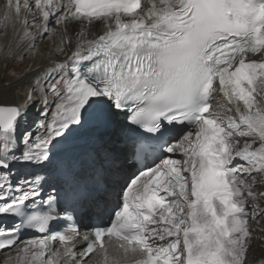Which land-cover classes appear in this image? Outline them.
I'll use <instances>...</instances> for the list:
<instances>
[{
    "label": "snow or ice",
    "instance_id": "snow-or-ice-1",
    "mask_svg": "<svg viewBox=\"0 0 264 264\" xmlns=\"http://www.w3.org/2000/svg\"><path fill=\"white\" fill-rule=\"evenodd\" d=\"M27 56L0 264H264V0H0Z\"/></svg>",
    "mask_w": 264,
    "mask_h": 264
},
{
    "label": "bare ground",
    "instance_id": "bare-ground-1",
    "mask_svg": "<svg viewBox=\"0 0 264 264\" xmlns=\"http://www.w3.org/2000/svg\"><path fill=\"white\" fill-rule=\"evenodd\" d=\"M47 44V41H45V45ZM33 57L28 56L23 59V61L16 60L15 57H12L11 62L8 61V59H3L0 57V83L7 82L9 80L13 81V87L12 91H16L19 89L21 92L24 91L25 86L31 81L32 79V74H28L24 76L23 80H16V77L21 76L22 74L26 73L29 65L32 63ZM3 64H8L9 67L5 68L2 65ZM12 73H15V76L12 75ZM51 100V97H49ZM35 112V110H34ZM264 228V220L260 222V225L257 226V232L256 235H264V232H261L260 229ZM261 244H264V241L256 240L254 241V245L257 249V253L260 252L261 249ZM3 257H0L2 259Z\"/></svg>",
    "mask_w": 264,
    "mask_h": 264
},
{
    "label": "rangeland",
    "instance_id": "rangeland-1",
    "mask_svg": "<svg viewBox=\"0 0 264 264\" xmlns=\"http://www.w3.org/2000/svg\"><path fill=\"white\" fill-rule=\"evenodd\" d=\"M27 57H28V56H27ZM25 58H26V57H25ZM11 60H12V57L8 58V61H9V62H11Z\"/></svg>",
    "mask_w": 264,
    "mask_h": 264
}]
</instances>
